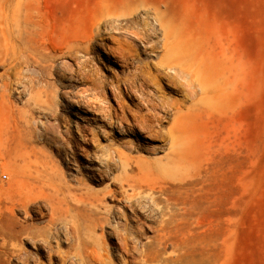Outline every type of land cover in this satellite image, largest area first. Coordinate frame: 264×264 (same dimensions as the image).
I'll list each match as a JSON object with an SVG mask.
<instances>
[{
    "label": "rangeland",
    "instance_id": "1",
    "mask_svg": "<svg viewBox=\"0 0 264 264\" xmlns=\"http://www.w3.org/2000/svg\"><path fill=\"white\" fill-rule=\"evenodd\" d=\"M121 1L29 0L30 23L23 26L19 22L17 26L14 9L18 0H5L8 28L0 57V185L11 184L15 195L30 189L69 204L84 195L86 187L102 190L106 186L107 182L89 180L79 185L75 176L84 178L78 165L83 168L86 151L113 145L132 159L135 168L129 175L136 181L152 186L186 182L192 190L191 215L173 225L170 236L180 255L177 264H264V0H131L139 7V16L156 5L166 8L185 31L192 27L199 52L206 56L200 64L211 68V107L185 120L174 140L181 154L179 165L168 159L171 114L162 129L139 134L136 129H111L99 119L87 123L77 107H69L62 99L64 89L59 87L57 73L65 70L71 76L69 70L75 62L86 57V47L73 41L71 53L62 55L56 49L76 39L72 31L82 30L101 7ZM149 39L157 42L153 51L144 40H136L140 53L145 51L139 58L154 61L162 53V31L152 29ZM150 54L152 58L147 57ZM90 65L98 78L110 79L121 73L118 64L102 58H94ZM167 82L152 81L151 86L157 83L166 97L181 100ZM84 86L88 84H76L73 93L89 94L82 92ZM95 92L100 98L90 116L104 119L103 109L116 107L117 99L102 87ZM121 101L131 106L127 97ZM75 122L96 133L92 144L81 141ZM52 135L63 145L59 152ZM72 146L76 161L71 158ZM43 168L46 175L37 173ZM115 175L122 177L123 173L117 170ZM109 188L117 191L116 199L122 197L119 181ZM11 197L9 194V206ZM104 204L118 205L108 198ZM49 213L45 200L26 208L15 207L12 215L7 212L3 218V228L10 234L20 225H43ZM148 217L150 226L144 238L156 234L160 223L158 211L151 210ZM101 232L97 228L93 240ZM106 234L105 243H116L113 234ZM70 243H61V251L70 246L77 249L75 235ZM36 246L39 252L25 235L5 241L0 236V264L62 263L58 255L49 256L43 244ZM172 250L167 246L164 255ZM117 255L112 252L111 258L115 261Z\"/></svg>",
    "mask_w": 264,
    "mask_h": 264
},
{
    "label": "bare ground",
    "instance_id": "2",
    "mask_svg": "<svg viewBox=\"0 0 264 264\" xmlns=\"http://www.w3.org/2000/svg\"><path fill=\"white\" fill-rule=\"evenodd\" d=\"M28 4L29 0H18L15 6L16 18L13 21L17 26L19 22L23 23V26L30 23ZM5 5V0H0V57L2 38L5 37L4 31L8 28ZM138 10L139 7L131 0L101 7L84 23L82 30L72 31L76 33V39L56 50L65 55L66 52H72L71 47L74 44L78 43V46L83 44L86 47L83 50L86 57L79 61L75 60V67L69 70L71 76L66 75L65 70L58 72L57 81L59 87L64 89L62 99L69 107H77L87 123L99 119L111 129L127 132L136 129L135 131L140 134L148 130L157 132L162 129L167 122V115L171 114L173 120L168 126V131L172 138V149L168 159L170 163L179 165L181 154L174 140L185 120L194 117L198 111L211 107V68L200 64L206 60V56L199 52V42L192 27L185 31L179 20L168 15L166 8L161 9L154 5L150 12L140 16L136 13ZM154 28L162 31L160 45L162 53L157 55L154 61L151 54L147 55L152 58L150 60L140 59L139 55L145 51L140 53L136 40H144L149 44L150 50H155L157 42L154 43L149 39L150 31ZM125 33H133L134 36L127 37ZM73 41L75 43L71 45ZM64 48L66 51H63ZM96 57L118 64L121 67L120 75L115 74L110 79L95 76L90 63ZM162 79L167 80L166 85L176 94L181 95V100L166 97L157 83L151 86L152 81ZM78 83L88 84L87 87L84 86L82 92H90L86 94L89 96L84 93L80 95L73 93V88ZM98 87L107 89L117 99L116 107L107 106L103 109L102 115L106 120L90 116L93 115L90 112L100 98L95 92ZM123 96L130 100L131 106H126L121 101ZM2 97L0 89V103ZM75 131L84 144H92L95 141V132L87 131L77 124ZM68 133H71L69 129ZM51 139L54 140L55 137ZM53 140L54 148L59 152L63 145ZM73 149L72 146L71 158L76 161V153ZM137 166L142 171V166ZM134 168L132 159L113 145L86 151L83 168L78 165L81 173L79 175L84 178L75 176L77 183L84 185V181L89 180L97 184L104 182L107 184L102 190L86 187L84 195L69 204L61 199H54L50 194H37L30 189L17 192L15 195L11 192V184L8 187L0 185L1 238L5 241L7 238L25 235L27 239L33 241L36 251L39 252V246L36 245L43 244L49 256L60 257L61 264H132L133 262L177 264L180 255L170 236L173 225H179L191 215L192 190L186 182H166L163 186L143 184L129 175ZM117 170L123 173L122 177L115 175ZM37 173L46 175L47 170L43 168L37 170ZM110 175L112 176L109 177ZM116 181L120 182L123 192L119 200L116 199L117 191L109 188ZM9 194L12 196L10 206L7 205ZM106 198L116 201L118 205L106 206L104 204ZM39 200H45L50 207L45 224L20 225L15 232L7 234L3 228V218L7 212L12 215L15 207L26 208ZM151 210L159 212L160 223L156 228V234L144 238L143 233L150 226L148 221L151 219L148 216ZM72 211L74 212L71 213ZM105 227H108L107 232L103 231ZM97 228L102 232L96 240H93ZM105 233L113 234L117 239L116 243L111 245L105 243L103 239ZM71 235L77 237V249L74 250L70 246L69 249L61 251V243L72 245ZM167 246L173 247V250L164 255ZM112 252L118 254L115 261L111 258Z\"/></svg>",
    "mask_w": 264,
    "mask_h": 264
}]
</instances>
